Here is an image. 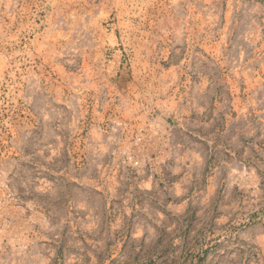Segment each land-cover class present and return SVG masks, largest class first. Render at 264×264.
<instances>
[{"label":"rangeland","instance_id":"obj_1","mask_svg":"<svg viewBox=\"0 0 264 264\" xmlns=\"http://www.w3.org/2000/svg\"><path fill=\"white\" fill-rule=\"evenodd\" d=\"M0 264H264V0H0Z\"/></svg>","mask_w":264,"mask_h":264}]
</instances>
